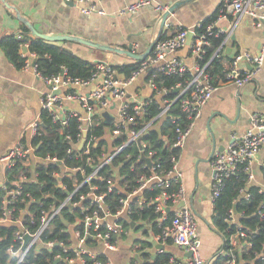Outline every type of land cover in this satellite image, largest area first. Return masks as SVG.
<instances>
[{"label":"built area","instance_id":"2783aa9c","mask_svg":"<svg viewBox=\"0 0 264 264\" xmlns=\"http://www.w3.org/2000/svg\"><path fill=\"white\" fill-rule=\"evenodd\" d=\"M64 1L83 5L79 11L84 15H106V12L98 8L92 0ZM149 7L160 13L167 10L164 5L153 4V0H137L119 9L116 14L128 15ZM216 11L217 19L230 13L233 16L244 14L253 18L255 26H260L264 22V0H221ZM200 24L192 29L180 28L175 34L157 40L152 53L146 59L139 61L137 69L128 77L118 73L113 64L106 60L92 61L94 72L86 80L67 77L65 70L57 75L41 77L36 70V55L28 50L26 42L20 44L22 69L31 70L35 76L43 80L47 88L39 96L40 115L45 112L52 122L62 126L67 125L69 119H76L80 133L74 147L82 151L84 157H67V160L75 161L77 164L68 163L66 159L60 160L57 157H35L32 138L42 134L40 117L34 118L27 125L25 130L29 131L28 140L19 139L0 156V166L4 168L0 186V226L13 227L11 244L7 248L8 264H24L29 253L38 255L42 249L51 252L55 247L58 251L53 255L51 264H112L109 254L117 251L122 235L126 236L131 229V227L126 229L124 223H131L129 216L133 203L140 208L153 206L155 212L161 214L157 221L158 227L162 228L161 234L156 236L158 243L171 241L183 252L191 254L176 263L173 258L170 263L212 264L216 257H220L224 260V264H251V261L243 259L242 255L248 253L251 247L250 240L256 232L243 225L242 220L246 216L244 211L236 210L238 198L234 202V207L228 210L224 217V223L228 227V238L226 241L221 239L222 243L214 260L207 261L200 254L197 219L191 210L186 206L170 210L184 201L180 184L182 174L177 169V160H174L172 169L164 177L157 174L156 166H153L152 152L143 156L149 159L150 166L141 160V156L131 161V155L127 154L121 158L116 167H111L112 161L127 146L137 144L143 151L146 144L141 143V137L151 124L143 123L138 127V120L145 113V108L152 97L159 99L168 93L163 88H157L154 75L148 78L151 69L166 75L182 76L187 73L189 76V79L175 85L173 100H163L162 108L155 117V120L164 117L172 102L176 100L179 102L180 110L185 114L188 123L183 128L176 127L173 146L178 149L183 147L195 121L201 115L203 106L209 101L215 89L206 71L207 64L201 66L198 60L205 53L204 47H209L208 37L223 38L216 50V56L231 36V31L217 30L213 24L205 26L203 33L196 35L195 29L199 28ZM188 32L193 34V38L188 47L187 59H181L175 53L185 46ZM16 38L22 39L20 36ZM130 48L133 52L136 45L132 44ZM263 59L264 42L257 53L243 51L234 54L226 66L222 83L232 84L237 88L242 87L259 71ZM146 74L151 97L142 99L137 93H129L128 88L136 79ZM104 113L112 117L108 125L104 123ZM101 124L106 126L103 137L107 142V148L103 146L101 155L93 157L92 146L99 139L92 131ZM81 141L83 144L80 146ZM263 146L264 113H251L247 128L240 134H232L228 145L211 157L209 200L213 209L224 179L235 174L241 164L245 165L247 184L260 185V192L264 193V184L257 181L253 170L254 159ZM70 153L69 149L67 155ZM39 160L57 165L58 170L52 171L51 176L57 182L61 197L46 195L42 200L33 198L24 190L23 184L35 181L36 177L30 179L27 175H23L17 181L7 182L6 171L18 161L34 164ZM126 163L131 172L134 171L135 166H140L142 170L136 178L137 186L131 190L124 181L126 174L119 173L121 164ZM261 165H264V158ZM105 168L109 170L108 179L106 175H102V170ZM170 179L180 184V190L176 194L167 192ZM92 180L106 185L105 191L102 192L101 187L93 184ZM153 187L159 188L156 195L145 196V192H151ZM115 191L120 194L119 208L111 212L105 200L107 193ZM240 194L243 195L242 198H248L244 190ZM33 205L40 210L37 223L30 212ZM167 208L172 216L165 224ZM64 213L67 219L63 216ZM256 215L260 213L257 212ZM60 217L63 219V224L67 222L66 225L64 224L65 228L61 229V233L68 235L66 242L42 241L40 237L42 232L50 226L53 219ZM35 224L36 227L32 229ZM26 237H28L27 242ZM223 244L226 249L223 248Z\"/></svg>","mask_w":264,"mask_h":264},{"label":"crops","instance_id":"0c3cea01","mask_svg":"<svg viewBox=\"0 0 264 264\" xmlns=\"http://www.w3.org/2000/svg\"><path fill=\"white\" fill-rule=\"evenodd\" d=\"M92 1L98 8L103 9L106 15H84L80 13L77 4L71 5L64 0H4L11 8H7L0 0V42L10 35L24 37L21 33V24H25L16 17L18 14L42 34L82 37L101 45L121 49H127L135 44L133 53L136 54L144 53L148 49L158 32L159 21L164 12L160 13L149 7L120 16L116 14L119 9L137 0ZM179 1L182 3L168 15L162 30V33L168 34L167 36L172 35V32L175 34L180 28H194L216 12L221 0H153V4H161L168 8ZM254 21L244 14L233 16L228 13L213 22L215 29L231 31L230 38L218 53V56L222 57L224 69L234 54L243 51L258 52L264 42V22L260 26H255ZM29 36L32 37L30 33ZM64 47L89 62L108 60L113 65L135 63L125 55L98 51L74 42H67ZM181 59H187V56ZM146 79L147 74L136 79L128 88L129 93H137L142 99L151 97ZM46 90L42 79L29 69L15 68L0 48V156L19 139L28 140L29 131L25 129L34 118L40 117L39 96ZM255 112L264 113V59L259 71L242 87L237 88L227 83H219L215 87L183 147L179 149L176 166L182 174L180 178L184 196L182 203L197 219L200 254L207 261L214 260L222 243L221 237L210 229L213 216L209 200L210 160L215 152L222 151L228 145L232 134H240L247 128L249 116ZM213 146L215 151L211 155ZM263 158L264 146L253 162V170L258 180L259 166ZM3 174L4 168L0 166V186ZM178 204L170 210L179 208ZM142 226L139 229L131 228L126 236H123L117 251L109 254L112 264H129L132 255L135 260H139L141 252L137 247L139 241L145 239L151 243L146 252L152 255L157 253L153 247L158 243L156 236L152 234L149 225ZM161 245L162 251L170 253L179 261L188 258L187 253L171 241Z\"/></svg>","mask_w":264,"mask_h":264},{"label":"trees","instance_id":"16d2710c","mask_svg":"<svg viewBox=\"0 0 264 264\" xmlns=\"http://www.w3.org/2000/svg\"><path fill=\"white\" fill-rule=\"evenodd\" d=\"M217 11L209 18L201 22L199 28L195 29V34L200 35L204 31V27L213 24L217 19ZM21 33L24 34L22 39H17L15 35L4 37L0 42V48L7 58V60L17 69L23 68V59L19 52V47L22 42H26L28 50L36 55L35 64L36 70L41 77H50L61 73L63 70L66 72V76L72 79L86 80L94 72V64L92 62L83 60L82 58L71 53L64 47L65 43L61 42H49L41 38L29 36L28 28L21 24ZM177 32V31H176ZM171 34V33H170ZM168 34L162 33L160 39H163ZM173 35V32H172ZM171 36V35H170ZM209 47H204L205 53L198 60L201 66H206V71L209 74L211 84L216 87L219 83L224 82V69L222 64V57L216 55V50L221 45L222 37H208ZM139 63L135 62L127 65H113L118 73L128 77L138 67ZM154 75V81L158 89L167 90L166 94L162 95L159 99L152 97L151 102L146 106L145 113L138 120V127L143 123H150V128L143 133L141 137V143H145L146 146L141 151L140 147L136 144L129 145L126 149L112 161L111 167H116L125 155L130 154L132 160L137 156H147L149 152L153 153L152 162L153 166H156V172L160 176L164 177L168 173L174 164V160L178 159L179 149L174 147L175 129L176 127H185L188 120L185 118V114L180 110L179 102L176 100L169 106L167 114L162 118L155 117L162 108L161 102L163 100L171 101L174 98L173 88L176 84L182 83L189 79L188 74L182 76L166 75L161 72H157L151 69L148 72V78ZM161 82V83H159ZM41 119V135L32 138V144L34 146V156L44 158L46 156L57 157L60 160H65L68 163H75V161L67 160V157H84L82 151L77 150L74 144L77 141V136L80 131L78 129V123L76 119H69L67 125H60L54 123L49 116L43 112L40 115ZM106 126L101 124L95 128L92 132L99 139L95 145L92 146V156L97 157L101 155V148L106 146V140L104 139V129ZM91 132H89L90 134ZM71 150V153L67 155V151ZM109 155L111 152L108 153ZM79 164L82 162H78ZM120 174L123 172L126 174L124 181L126 182L128 189H134L137 176L142 172L140 166H135L134 171L128 170V163L121 164ZM244 164L237 167L235 174L223 181V187L218 197L214 201V209L212 216V226L216 230V233L221 237L223 241L228 238V227L224 223V217L228 210L232 209L236 203L237 211H244L246 218L242 220L245 227L256 232V235L250 240L251 247L248 253H244L242 258L251 261V264H264V193L260 192V185L247 184V174L244 171ZM34 169V170H33ZM58 170V167L54 163H47L39 160L34 164L18 161L15 165L9 168L5 175L7 182L17 181L20 176L27 175L30 179H35L23 184L24 190L29 193L33 198L42 200L46 195H54L55 198L61 197V193L57 187V182L51 176V172ZM108 168L102 170V175L108 177ZM36 174V176H34ZM259 183L264 184V165L259 166L258 174ZM93 184L101 187L102 192L105 191L106 185L100 184L96 180H92ZM180 190V184L173 179L169 180V187L167 189L168 194H176ZM245 191L247 199L242 198L240 192ZM159 191V188L152 189L151 192H145V196H155ZM120 194L117 192H110L106 195V204L111 210L115 212L119 208L118 200ZM129 220L134 223L133 228H142V224L149 225L152 234L158 236L161 234L162 228L158 227V219L161 217L159 212H155L153 206L146 208H140L133 203L131 208ZM30 212L34 215L35 222H38L40 216V210L37 206L33 205L30 208ZM260 215H256V213ZM63 216L67 219L66 214ZM172 213L168 211L165 213V224L171 218ZM29 219V217H27ZM126 229H130V224L124 223ZM36 224L31 228L34 229ZM65 226L61 219L55 218L51 222L50 226L46 228L41 234L42 241L48 240H63L66 242L67 234L61 233V229ZM13 227L0 226V264H8L7 248L11 244ZM146 232V231H145ZM123 238V235H122ZM121 238V239H122ZM151 247V243L145 239L139 241L138 250L141 252L139 255V262L133 257L130 258L129 264H172L170 260L174 257L165 251L155 253L153 255L146 252ZM223 248L227 247L223 244ZM58 249L55 247L51 252L46 250H40L38 255L29 253L26 257L24 264H51L52 257L57 253ZM176 260V261H175ZM174 263L178 262L174 259ZM212 264H224V260L220 257L212 262Z\"/></svg>","mask_w":264,"mask_h":264},{"label":"water","instance_id":"95a60500","mask_svg":"<svg viewBox=\"0 0 264 264\" xmlns=\"http://www.w3.org/2000/svg\"><path fill=\"white\" fill-rule=\"evenodd\" d=\"M2 1L4 2V0H2ZM181 3H182V1H179V2L175 3L174 5H171L170 7L167 8L166 11H164V13L161 15V18L159 21V29H158L156 36L154 37V39L151 42L148 49L144 53H141V54L133 53L131 51L130 47H128L127 49H121V48L113 47L110 45H101L97 42L90 41V40H87V39L82 38V37H75V36H69V35H46V34H42V33L37 32L27 20L20 18V16L18 14H16V17L25 24V26L29 29V32L33 37L41 38V39H43L45 41H49V42H61V43L74 42V43H78V44L96 49L98 51L111 52V53H116V54H120V55H125L128 58L133 59L135 62H139V61L146 59L152 53L156 41L160 39V35L162 34V30L166 24V19H167L168 15L171 14L173 12L174 8ZM70 4L73 5V3H70ZM5 5L7 8H11L6 3H5ZM82 6L83 5H81V4L78 5V7H82ZM192 38H193V34L191 32H188V34L186 36L185 46L181 50H179L175 53V55H177V57L185 58L187 56L188 47L192 41ZM236 109H237V111L239 109V100L238 99L236 100ZM103 115L105 117L104 123L108 125L111 122L112 117L108 113H104ZM82 144H83V141H81L80 146ZM214 151H215V147L213 146L211 149V155L213 154ZM141 160H143L148 166H150L151 163H150L149 159L141 156ZM183 205H184V203L181 202L178 204L177 207H180ZM60 219L63 221V219L61 217H60ZM64 224L66 225L67 222H64ZM133 226H134V223L131 222L130 227L133 228ZM210 229L216 233V231L214 230V228L212 226H210ZM152 239L153 238H151V240ZM27 240H28V237H26V242H27ZM153 247L156 251H162V249H163V246L160 243L155 244ZM190 255H191L190 253H187L188 257ZM152 257H154V255ZM135 258H137V256ZM136 260H138V259H136Z\"/></svg>","mask_w":264,"mask_h":264},{"label":"rangeland","instance_id":"374dc122","mask_svg":"<svg viewBox=\"0 0 264 264\" xmlns=\"http://www.w3.org/2000/svg\"><path fill=\"white\" fill-rule=\"evenodd\" d=\"M104 57V56H103ZM108 61V60H107Z\"/></svg>","mask_w":264,"mask_h":264}]
</instances>
